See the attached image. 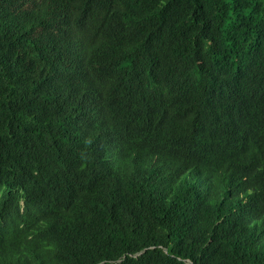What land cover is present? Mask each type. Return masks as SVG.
Listing matches in <instances>:
<instances>
[{"label":"trees","instance_id":"obj_1","mask_svg":"<svg viewBox=\"0 0 264 264\" xmlns=\"http://www.w3.org/2000/svg\"><path fill=\"white\" fill-rule=\"evenodd\" d=\"M0 264H264V0H0Z\"/></svg>","mask_w":264,"mask_h":264}]
</instances>
